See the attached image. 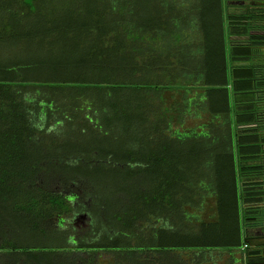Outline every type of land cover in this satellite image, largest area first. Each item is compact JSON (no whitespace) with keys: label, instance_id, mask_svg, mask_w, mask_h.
<instances>
[{"label":"trees","instance_id":"trees-1","mask_svg":"<svg viewBox=\"0 0 264 264\" xmlns=\"http://www.w3.org/2000/svg\"><path fill=\"white\" fill-rule=\"evenodd\" d=\"M50 178L90 181V207ZM260 180L264 34L254 6L0 0V252L51 264L39 252L47 244L30 238L58 239L45 224L89 210L92 241L58 239L52 253L142 264L135 253L190 247L192 208L212 201L220 216L230 205L237 214Z\"/></svg>","mask_w":264,"mask_h":264},{"label":"crops","instance_id":"crops-1","mask_svg":"<svg viewBox=\"0 0 264 264\" xmlns=\"http://www.w3.org/2000/svg\"><path fill=\"white\" fill-rule=\"evenodd\" d=\"M226 4L230 13H244L248 5L254 6L258 11V32L264 34V0H226ZM243 184L242 182L239 184L238 195H244L246 186ZM251 190L254 191V188L251 187ZM258 193L253 194V198L249 200L240 197L237 214L234 212L235 208L230 205L225 207L223 217L220 216L215 202L212 201L204 209L202 206L192 208L189 248L148 250L135 253L132 258L141 260L142 264H264V218L247 221L254 213L248 217L246 212L252 209L260 210L258 217L260 215L264 217L263 180L258 181ZM195 213L197 219L194 218ZM56 237L68 242V238H63L60 234ZM51 248L48 246L45 250L39 251L48 252L50 257L48 255L47 260L49 259L51 264H67L69 255H74L78 264H88L91 259L94 264H127L126 257L116 252L90 253L78 250L72 253H52ZM98 253H108V257L104 259L106 262L101 260ZM42 260V258L28 260L25 257L12 260L7 252H0V264H42Z\"/></svg>","mask_w":264,"mask_h":264},{"label":"rangeland","instance_id":"rangeland-1","mask_svg":"<svg viewBox=\"0 0 264 264\" xmlns=\"http://www.w3.org/2000/svg\"><path fill=\"white\" fill-rule=\"evenodd\" d=\"M49 182H50V185L53 188V190L62 191L63 194L69 196L70 199L72 200V202H74L76 204H78L80 201L83 204H85V203L90 204L92 202L91 200L93 199V197H90V198H87L86 197L87 192L92 193V188H91V186L89 184L90 181H88V180H86L85 182L83 181V183H76L75 182L76 184H71L70 183L68 185L61 184L58 180H56V178H50V181ZM80 213H82V215H80ZM62 217L65 218V219H67V221H71L72 222L71 224H69V233H70L69 235L71 237V238H69V236H68V242L67 243L69 245L74 246V245L78 244L80 242L79 241L80 239H84L83 242H90V241H92V239L91 240L87 239V236L79 239L78 238L79 232H77V231L80 230V229H83V227H84L83 225H87L90 222H91L90 225L92 227L95 226V222H96L98 216H96V214L94 213V211L91 212V213H89V210L87 212H85V211L84 212L77 211V212L70 213L69 215H59L58 217H56L55 219H53L52 221H50L49 222L50 224H45V225L49 229L54 230L55 232H57V234H60L63 229L68 230V226L64 227V226H62V224H60V219ZM76 219H77L78 226L77 225L74 226L75 225L74 222H75ZM75 227H76V229H75ZM111 233H112V231H111ZM30 240L33 243H37V244H39L40 242L44 241L47 244V246L53 245V244H55L58 241V239H56L55 236L52 235V234H49V236L46 237V238L40 237L39 235H36L34 237H31ZM102 241H103L102 243H105L104 240H102ZM126 242L127 241H124L123 243L120 242L118 244V247L120 245L121 246H124L126 244ZM130 243L131 242H127V246ZM38 250H40V249H38ZM61 253H64V251H61ZM97 255L102 258L101 259L102 261H105L104 259L106 257H108V253H100V254L98 253ZM104 264H106V263H104Z\"/></svg>","mask_w":264,"mask_h":264},{"label":"flooded vegetation","instance_id":"flooded-vegetation-1","mask_svg":"<svg viewBox=\"0 0 264 264\" xmlns=\"http://www.w3.org/2000/svg\"><path fill=\"white\" fill-rule=\"evenodd\" d=\"M79 203H81V201ZM85 204H86L87 207H90V204H88V203H85ZM74 205L75 206H79V204H76V203H74ZM69 214L70 213H67L66 215H69ZM80 215H82V213H80ZM71 223H72L71 221H67V219H65L63 217L60 219V224H62V226H64V227L68 226V230L63 229L62 232L60 233V235H62L63 238L64 237L68 238V236H69V238H71L70 235H69L70 234L69 233V224H71ZM74 224H75L74 226H76V225L78 226L77 219L75 220ZM90 224H91V222L89 224H87V225H83L84 226L83 229H80V230L77 229L78 230L77 232H79V236H78L79 239L85 237L89 232L92 231V228H91ZM75 229H76V227H75Z\"/></svg>","mask_w":264,"mask_h":264}]
</instances>
